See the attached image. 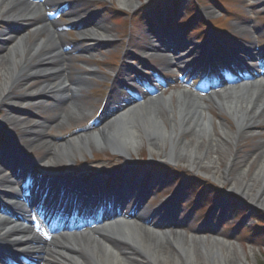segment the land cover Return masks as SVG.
<instances>
[{
    "label": "bare ground",
    "instance_id": "bare-ground-1",
    "mask_svg": "<svg viewBox=\"0 0 264 264\" xmlns=\"http://www.w3.org/2000/svg\"><path fill=\"white\" fill-rule=\"evenodd\" d=\"M40 3L44 5H35L25 0H0V24L5 26L4 31L0 32V38L6 42L0 46V107H5V101L17 104L16 114L21 117L24 115L23 107L26 104L37 103L40 106L42 101H56L58 106L52 103L46 106L47 111L41 112L40 123L53 122L56 127L63 123L73 125L84 119L85 114L75 113L70 108L61 110L59 101L71 102V94L83 90L85 79L80 76V80L71 78L68 56L70 52L63 50V36L57 31V23L50 14H39L41 8L50 5V0ZM71 3L62 7V12L77 21L80 13L76 10V3ZM119 3L128 10L136 8V3L132 0H119ZM17 25L27 27V32L17 34ZM97 25L95 27L98 28ZM98 30L107 33L103 29ZM79 33L83 40L88 42L105 38L104 33L95 35L92 28L82 29ZM165 35V31H160L156 36L157 40L156 37L148 38L149 46L146 47L152 53L148 58L155 57L162 61L164 66H168L170 62L166 52L173 51L179 55L177 64L183 71H188L185 77L199 79L203 74L202 70L206 68L197 55L200 53V47H191L179 41H167ZM171 38L174 40L173 35ZM72 50L78 51L75 47ZM211 50L214 49L205 52L206 58L212 57L214 51ZM219 51L224 54V50ZM253 51L252 48L241 49L233 55L224 54V59L233 67H238L254 57ZM240 53L244 54L245 59ZM137 55L128 53V57L146 62L144 56ZM131 71L138 72L136 69ZM93 73L94 71L89 70L90 75ZM224 74H218L219 76L214 78L223 83L217 89L202 92L184 86L183 89L171 90L168 96L161 94L152 99L133 101L103 120L96 130L85 129L59 143L43 137L39 132L38 122L23 119L19 123L20 129L28 135L27 147L43 149L48 153L45 157L52 161H71L95 148L124 158L147 142L152 157L154 153L161 151L162 162L173 167L182 164L190 172L200 174L219 185L228 182L229 190L239 193L242 198H248L264 209V144L258 145V158L248 164L249 167H258L256 175L252 177L254 181L248 178L246 170L235 175L230 172L235 165L236 154L233 156L230 152L224 168L222 164L225 148H236L238 152L242 148V141L260 135L258 129L264 125V83L253 76L252 71L232 82H228ZM39 78L44 80L28 87L30 81ZM35 86H38V89L31 91ZM14 89L19 90L20 94L16 99L12 98ZM66 91L68 94L61 95ZM173 97H176L175 101ZM18 117L12 116L11 120H17ZM214 118L221 120L218 127ZM231 122H234L236 129H233ZM49 124L46 128L52 126ZM17 151V148L10 153L5 150L0 155L16 160L19 156ZM13 163L16 164L14 161ZM123 167L122 172L115 171L121 173V183L110 186L113 187L111 189L101 187V195L98 197L83 194L82 188L87 187L86 183H79V187H76L75 183V187H71L73 181L67 179L65 182L58 180L49 185L36 178L31 180L32 184L28 186L31 194L38 196L45 193L49 202L61 204L67 199V202L77 207L96 210L112 204L117 209V203H122L121 208L125 213H115L95 228H87L81 232H63L44 247H39V240L36 241L32 236L33 230L29 221L31 211L36 209L35 204L28 203L21 195L17 196L11 209L21 215V218H3L0 213V255L6 254L10 248L16 254H29L40 264H251L242 251L239 255H232L233 247L220 239L208 241L204 237H197L199 243H196L197 238L184 232L159 228L148 218L151 215L141 210V204L142 199L149 194L148 191L158 189L163 182L160 178H148L144 172L134 174L135 167L128 163H124ZM13 168H16L14 172ZM202 168L218 169V172L209 174ZM10 173L30 177L28 171L19 170L13 165L10 167L1 159L0 201L10 200L6 192ZM110 177L111 180L114 179L113 176ZM99 178L104 184L103 179ZM254 182L261 183L256 191L249 185ZM159 210H167L169 214L173 212L167 205ZM36 228L43 230L41 224Z\"/></svg>",
    "mask_w": 264,
    "mask_h": 264
},
{
    "label": "rangeland",
    "instance_id": "rangeland-1",
    "mask_svg": "<svg viewBox=\"0 0 264 264\" xmlns=\"http://www.w3.org/2000/svg\"><path fill=\"white\" fill-rule=\"evenodd\" d=\"M52 1L58 6L75 2L76 10L80 13L81 24L79 25L92 28L95 35L104 33L99 31V28L107 31L106 34L104 33L105 38H100L97 42H88L83 40L77 30L78 25L67 15L61 13L55 20L62 31L64 45L71 47L68 55L71 78L76 77L80 80V76L85 79L83 90L80 93L76 92L78 95L71 94V102L59 101V108L64 111L70 108L75 113H84V119H86H80L73 125L63 123L59 127L53 126L52 122L50 123L52 126L46 128L49 123H40L41 112L47 111L46 106L52 103L58 106L56 105L58 102L42 101L40 106L37 103L26 104L23 107L24 115L18 117L19 114H16L18 105L5 101V107H0V150L10 153L17 148L19 156L16 160H11L0 155V161L3 159L11 164L13 161L17 162V167L23 168L24 165V168L33 170V175L42 177H62L81 183H90L93 178L102 177L103 187H110V185L114 187L122 180L121 173L111 180V177L103 171L112 172L113 169H118L122 172L124 163L133 162L134 174L144 172L148 178L154 180L160 178L163 182L158 189L153 188V192L148 191L149 194L141 205V210L149 213L151 216L148 218L159 228L169 231L179 230L193 238L204 237L208 241L214 238L220 239L233 247L232 255H239L242 251L251 264H264V233L262 234L260 221L257 219L258 216H262L263 219L264 209L256 206L248 198L239 201L243 209H238L236 207L238 200L235 199L236 201L233 202L226 194L228 182L221 187L211 180L202 178L201 175L190 172L188 168L171 167L162 162L161 151L151 156L147 142L132 151L129 157L123 158L110 151L95 148L71 161H52L45 157L48 153H45L43 149L27 147L28 135L20 129L19 125L23 119L33 123L38 122L42 136L59 143L85 129L96 130L99 127L96 121L99 122L100 118L102 120L109 118L121 106L133 102L134 97L139 96L141 100H148L161 94L168 96L171 90L183 89L184 86L190 87L193 91L201 85L207 91L217 89L223 84L221 81H205L201 84L196 79L186 84L187 79H179L173 71L176 70L173 66H170L167 71L162 61L155 57L149 59L152 53L146 47V45L149 46L148 38L154 39L160 31H165L167 41H179L191 47H200L201 53L209 47L207 39L210 38L218 51L229 50L234 54L237 51L239 53L241 49L252 48L253 52L259 54L257 58L259 60L262 53L264 54V0H132L136 3L134 10L124 8L119 0ZM47 11L52 9L44 10L39 14H47ZM168 14L171 15L172 25L168 22ZM210 22L215 26L213 30L209 28V25L207 26ZM96 25L98 28L95 27ZM4 29L5 26L0 24V32ZM27 30V27L15 26L17 34L25 33ZM5 44L6 42L0 38V46ZM74 45L78 47L79 53L72 51ZM128 53L133 56L137 54L140 57L144 56L146 62L141 59H132L128 57ZM243 55L240 53V56ZM170 57L171 55L168 59ZM248 64L256 65L257 63L250 61ZM163 68L166 70L164 73L158 70ZM131 69H136L138 72L133 73ZM89 70L94 73L90 75ZM232 73L230 72L231 77L228 78L239 75ZM154 74L162 76L158 78L163 85H155ZM43 80V78L34 79L30 81L28 87ZM148 85H151V88ZM38 86L31 88V91L38 89ZM13 92L12 98H18L19 90L14 89ZM65 94L68 92L61 93V95ZM175 98L173 97L174 101ZM12 116L18 119L12 121ZM214 120L218 127L221 120L218 118ZM233 123L231 122L233 129H236ZM258 132L260 135L242 141V148L238 152L236 148L224 149L222 164L226 163L230 152L233 156L236 154L235 165L230 171L233 175L244 170L248 171L249 179L256 175L257 165L249 167L248 164L258 158V145L264 144V125L258 129ZM152 159L154 162L151 163ZM224 166L225 164L223 168ZM202 170L209 174L218 172V169L202 168ZM181 185L183 186L180 187ZM249 185L256 191L261 183L254 182ZM175 192L176 204L172 203L169 206L174 213L169 214L167 210L160 211V207L166 205V196L173 195ZM194 202H196V210H194ZM177 203H179L178 207ZM196 243H199L198 238Z\"/></svg>",
    "mask_w": 264,
    "mask_h": 264
},
{
    "label": "trees",
    "instance_id": "trees-1",
    "mask_svg": "<svg viewBox=\"0 0 264 264\" xmlns=\"http://www.w3.org/2000/svg\"><path fill=\"white\" fill-rule=\"evenodd\" d=\"M257 219L260 221V227L262 232L264 233V217L262 219V216H258Z\"/></svg>",
    "mask_w": 264,
    "mask_h": 264
}]
</instances>
